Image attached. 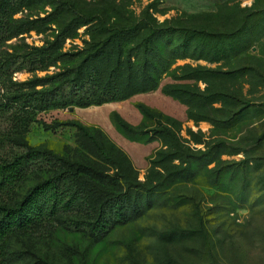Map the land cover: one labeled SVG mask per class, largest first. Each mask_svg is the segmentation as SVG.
<instances>
[{"label": "rangeland", "instance_id": "obj_1", "mask_svg": "<svg viewBox=\"0 0 264 264\" xmlns=\"http://www.w3.org/2000/svg\"><path fill=\"white\" fill-rule=\"evenodd\" d=\"M13 1L22 8L12 19L23 23L18 35L0 42V70L10 60L0 71V158L25 152V145L60 157L76 154L77 129L61 125L74 120L102 130L129 156L142 182L148 176L161 179L156 172L165 176L161 165L150 172L152 162L182 168L186 167L182 162L195 158L203 162L191 172L190 180L178 182L156 198L143 218L116 228L99 245L73 231L71 216L37 232L15 234L10 253L13 264H37L39 260L59 264H264V0L251 4L228 0L215 12L194 13L198 14L195 17L174 0ZM144 17L155 18L159 24L174 19L177 27L238 32L239 51L245 54L218 64L179 60L172 67L175 79L164 77L153 92L88 108L36 112L33 119L37 121L24 130L18 127L13 116L19 110L15 97L36 91L45 94L62 86L67 90L68 83L58 75L71 73L93 44L105 40L107 32L98 30V23L123 28L141 23ZM43 48L50 51L44 67L22 59ZM115 54L114 47L106 56V67L113 66ZM186 64L224 73L238 65L250 66L261 77L204 73L205 79L199 81L182 80L185 73L177 67ZM19 66L24 69L14 71ZM168 85L179 86L185 93L181 98L167 95L163 88ZM235 97L256 105L244 115H234L240 109L232 101ZM209 99L216 102L208 104ZM117 116L133 128L131 134L142 132L144 139L136 142L122 134L115 124ZM165 125L180 142L181 158L171 159L170 139L156 133ZM222 171L226 172L224 184L215 188ZM48 173L45 164L31 165L16 199L21 200Z\"/></svg>", "mask_w": 264, "mask_h": 264}, {"label": "trees", "instance_id": "obj_2", "mask_svg": "<svg viewBox=\"0 0 264 264\" xmlns=\"http://www.w3.org/2000/svg\"><path fill=\"white\" fill-rule=\"evenodd\" d=\"M21 8L16 7L13 0L0 2V42L19 34V25L23 22H15L12 17ZM173 20L159 24L155 18L144 17L141 23L123 28L115 24L109 26L105 21L98 23L96 28L107 32L105 40L93 44L71 73L58 75L59 78H65L64 83H68L67 90H62V86L45 91V94L36 91L15 97L19 110L13 116L18 127L24 130L37 121L33 119L36 112L69 107L88 108L153 92L159 88L164 77L173 75L175 79L176 73L173 74L172 67L179 60L204 59L218 64L235 61L245 54L244 50L239 51L238 32L227 34L203 28L177 27L173 25ZM114 47V64L106 67V56ZM49 52V49L44 48L35 50L22 59L28 60L32 66L41 64L44 67ZM66 56L68 54L59 55ZM9 61L3 64L0 71L8 66ZM22 69L24 66H19L14 71ZM177 69L185 73L180 78L182 80L199 81L205 79L204 73L215 77L238 74L242 78L252 77L253 74L261 77L258 69L250 66L238 65L225 73L202 66L194 68L189 64L178 66ZM163 92L176 98H181L180 95L185 93L174 85L165 86ZM232 101L240 105L239 112L234 115H244L256 105L251 100L238 97L232 98ZM208 102L213 104L216 101L209 99ZM141 108L149 113L147 107ZM115 124L128 139L136 142L144 139L142 132L131 134L133 128L119 116ZM61 125L77 129L79 146L76 154L60 157L25 145V152L15 155L10 153L0 158V264H13L10 253L11 240L15 234L43 230L66 216H71L70 227L74 232L86 234L94 245H99L116 228L143 218L154 207L156 198L168 193L178 182L190 180L193 175L191 172L203 165L200 158L182 162L186 164L185 168L171 167L170 162H152L150 172L161 165L165 176L156 172L161 175V179L154 180L148 176L142 182L129 156L109 140L102 130L74 120ZM44 127L50 128L48 125ZM168 127L163 126L156 133L164 139H170V146L174 149L171 159L181 158L180 142L175 132ZM2 143L0 138V146ZM212 162V159L207 160L205 165ZM40 163L49 167L48 175L21 200H17L16 191L25 179L28 168ZM225 173H219L215 188L224 184ZM184 175L186 177L180 178ZM37 264L59 263L39 260Z\"/></svg>", "mask_w": 264, "mask_h": 264}, {"label": "crops", "instance_id": "obj_3", "mask_svg": "<svg viewBox=\"0 0 264 264\" xmlns=\"http://www.w3.org/2000/svg\"><path fill=\"white\" fill-rule=\"evenodd\" d=\"M226 1L228 0H174V3H176L183 11L194 14L215 12L219 5ZM251 3L252 0H249L248 4Z\"/></svg>", "mask_w": 264, "mask_h": 264}]
</instances>
